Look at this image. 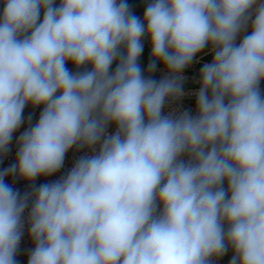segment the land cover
<instances>
[{
    "label": "clouds",
    "instance_id": "clouds-1",
    "mask_svg": "<svg viewBox=\"0 0 264 264\" xmlns=\"http://www.w3.org/2000/svg\"><path fill=\"white\" fill-rule=\"evenodd\" d=\"M0 3V154L42 106L0 172V264H17L30 201L27 264H214L229 249L264 264V0H151L143 19L127 0ZM208 46L194 110L165 114ZM73 147L91 154L59 180L23 196L4 182L57 173Z\"/></svg>",
    "mask_w": 264,
    "mask_h": 264
},
{
    "label": "built area",
    "instance_id": "built-area-1",
    "mask_svg": "<svg viewBox=\"0 0 264 264\" xmlns=\"http://www.w3.org/2000/svg\"><path fill=\"white\" fill-rule=\"evenodd\" d=\"M149 3H151V0H143L142 19L145 8ZM143 44H144L145 54L151 60L150 38L145 36L143 39ZM213 55L214 53L210 48L207 52L203 53L202 55L194 59L193 62L186 69H184L183 75L185 77V80L183 82V88L186 95L182 99L167 105L164 110L165 114L173 110H175L176 112H180L184 110H190V111L194 110L196 104V97L194 93L200 87V83H199L200 70L205 63H210L212 61ZM88 67L90 69L91 66L89 65ZM70 70L76 71L72 69ZM166 74H167V70L165 69V67L160 62H157V71L155 73H152L151 76L153 79L159 81ZM145 75H149V74L146 72ZM260 88L262 92H264V81L261 82ZM41 111H42V106L33 108L29 104L25 107L23 112L24 123L16 132L13 133L12 140L8 146V151L4 154H0V172H3L5 169L11 167L13 164L17 162L16 161V153L18 151L17 140L24 131H26L30 126H34L35 123L38 122L39 114ZM29 117H31V121H29ZM108 132L109 133L115 132L114 124L109 126ZM85 154H91L90 150L81 149L77 151L76 148L73 147V149H70L66 154L63 167L57 173L51 176H40L36 178V180L33 182H29L27 180L19 178L17 175H8L5 176L4 182L8 184L10 187H12L14 191L18 192L21 196H23L25 193L31 192L33 185L39 186L40 184L51 183L53 181L59 180L62 176H65L74 166V163L81 156H84ZM30 205H31V201L29 202V208L25 210L22 217V219L25 221V225L23 229V235L21 237V241L15 257L17 264H27L29 259V253L35 246L34 242L29 236V225L27 224V216L30 211ZM233 254H234L233 251L229 249L228 252L223 257L215 259L214 264H229V261L231 260Z\"/></svg>",
    "mask_w": 264,
    "mask_h": 264
},
{
    "label": "trees",
    "instance_id": "trees-1",
    "mask_svg": "<svg viewBox=\"0 0 264 264\" xmlns=\"http://www.w3.org/2000/svg\"><path fill=\"white\" fill-rule=\"evenodd\" d=\"M57 3H58V0H57ZM127 3L129 4L130 9L133 12V14L142 19V3H143V0H127ZM2 9H3V4L0 3V13H2ZM207 51L208 50H205V51L203 50L201 53L197 54V56L194 59H196L198 56L202 55L203 53H205ZM149 62H150L149 57L145 54V51H143V53L141 54V57L139 59V64H140L142 71L145 74L147 72V66H148ZM67 67L69 69H72V70H77L75 68V66L73 64H71L70 62L67 64ZM115 67H116V62L113 63L112 69H110V71H114ZM225 187H226V185H225Z\"/></svg>",
    "mask_w": 264,
    "mask_h": 264
},
{
    "label": "crops",
    "instance_id": "crops-1",
    "mask_svg": "<svg viewBox=\"0 0 264 264\" xmlns=\"http://www.w3.org/2000/svg\"><path fill=\"white\" fill-rule=\"evenodd\" d=\"M210 48H211V47H209V48H207V49H204V51H205V50H209Z\"/></svg>",
    "mask_w": 264,
    "mask_h": 264
},
{
    "label": "rangeland",
    "instance_id": "rangeland-1",
    "mask_svg": "<svg viewBox=\"0 0 264 264\" xmlns=\"http://www.w3.org/2000/svg\"><path fill=\"white\" fill-rule=\"evenodd\" d=\"M210 46L206 47L205 49L209 48Z\"/></svg>",
    "mask_w": 264,
    "mask_h": 264
}]
</instances>
